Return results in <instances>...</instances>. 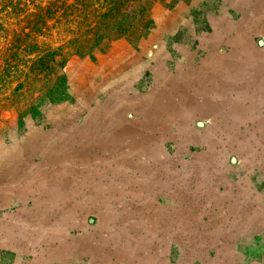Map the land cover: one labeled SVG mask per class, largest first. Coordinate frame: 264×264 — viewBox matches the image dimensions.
Here are the masks:
<instances>
[{
    "label": "rangeland",
    "instance_id": "1",
    "mask_svg": "<svg viewBox=\"0 0 264 264\" xmlns=\"http://www.w3.org/2000/svg\"><path fill=\"white\" fill-rule=\"evenodd\" d=\"M80 5L0 0V264H264V0H149L83 54Z\"/></svg>",
    "mask_w": 264,
    "mask_h": 264
},
{
    "label": "trees",
    "instance_id": "2",
    "mask_svg": "<svg viewBox=\"0 0 264 264\" xmlns=\"http://www.w3.org/2000/svg\"><path fill=\"white\" fill-rule=\"evenodd\" d=\"M76 3L81 5L78 7L80 13H84L83 17L78 20V24L86 23L82 28L81 35L74 38V48L77 52L84 53L97 48L101 50L107 46L109 41L113 38L123 35H133L137 31L144 29L149 19H147L146 9L149 0H93L85 3L84 0H76ZM96 3L95 5H92ZM92 5V6H91ZM92 9V14H88L85 10ZM146 19V21H145ZM85 25V24H84ZM76 28H78L76 26ZM80 28V26H79ZM78 28V29H79ZM54 51H46L43 54L37 55L29 66V71L26 73L29 82H35L36 75L42 73L44 77L46 74H52L53 78L49 79L48 86L59 85L64 88L65 76L61 67L64 63L65 57L55 56ZM58 54V53H57ZM45 72H47L45 74ZM22 84L19 82L18 87ZM46 91L48 97L53 100L55 94L53 90ZM54 95V96H53ZM43 96V95H41Z\"/></svg>",
    "mask_w": 264,
    "mask_h": 264
},
{
    "label": "water",
    "instance_id": "3",
    "mask_svg": "<svg viewBox=\"0 0 264 264\" xmlns=\"http://www.w3.org/2000/svg\"><path fill=\"white\" fill-rule=\"evenodd\" d=\"M197 124H200V122H199V121H197Z\"/></svg>",
    "mask_w": 264,
    "mask_h": 264
}]
</instances>
